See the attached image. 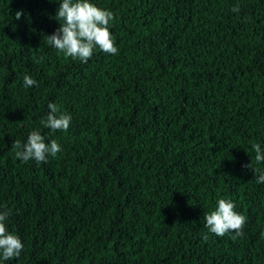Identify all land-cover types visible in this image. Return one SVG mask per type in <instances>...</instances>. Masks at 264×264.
<instances>
[{
	"label": "trees",
	"instance_id": "trees-1",
	"mask_svg": "<svg viewBox=\"0 0 264 264\" xmlns=\"http://www.w3.org/2000/svg\"><path fill=\"white\" fill-rule=\"evenodd\" d=\"M94 3L119 51L83 63L48 43L56 0H0V209L24 244L6 264H264V0ZM50 102L66 131L40 124ZM34 129L61 145L47 163L16 157ZM221 198L241 235L205 227Z\"/></svg>",
	"mask_w": 264,
	"mask_h": 264
},
{
	"label": "clouds",
	"instance_id": "clouds-1",
	"mask_svg": "<svg viewBox=\"0 0 264 264\" xmlns=\"http://www.w3.org/2000/svg\"><path fill=\"white\" fill-rule=\"evenodd\" d=\"M58 7L55 19L59 21V27L47 35L51 47L63 53L66 57L88 63L98 49L105 54L115 55L119 49L116 46L114 33L110 31L113 21V12L101 8L94 0H56ZM239 6L232 8L233 12H239ZM21 13L17 12L19 19ZM37 85V81L28 74L23 77V87L31 88ZM49 111L41 118L43 128L52 131H66L71 123V115L60 111L57 104L50 102ZM16 157L24 162L34 160L39 163H47L48 158L55 157L61 149L57 140L46 142L45 135L40 129L31 130L21 145L16 142ZM255 152V161L258 165L264 164V144L252 145ZM251 167V165H249ZM258 171L257 183H264V168L253 169ZM9 212L0 209V264H6L13 257L19 258L24 248L20 236L11 231L8 225ZM246 219L243 214L235 210L234 202L229 199H218L215 209L205 216V227L216 236L234 233L241 235Z\"/></svg>",
	"mask_w": 264,
	"mask_h": 264
}]
</instances>
